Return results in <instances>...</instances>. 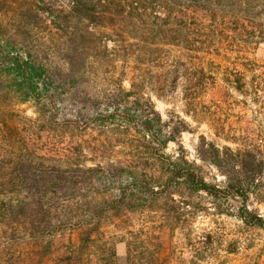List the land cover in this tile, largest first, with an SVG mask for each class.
<instances>
[{
    "label": "trees",
    "instance_id": "obj_1",
    "mask_svg": "<svg viewBox=\"0 0 264 264\" xmlns=\"http://www.w3.org/2000/svg\"><path fill=\"white\" fill-rule=\"evenodd\" d=\"M35 8L0 25V264H119L118 243L124 264H169L158 234L137 227V217L158 212L167 226L194 194L247 195L238 150L202 138L199 160L223 169L222 185L187 160L181 130L142 94L145 61L163 59L184 79L186 99L205 90L212 76L203 63L180 70L164 46H181L188 59L213 44L241 56L264 43V0H39ZM43 24L62 40L61 64L32 40ZM245 61L253 103L264 107V63ZM231 73L228 83L247 93L242 72ZM24 103L34 117L14 108ZM170 143L179 146L173 153ZM236 217L264 231L244 201Z\"/></svg>",
    "mask_w": 264,
    "mask_h": 264
},
{
    "label": "rangeland",
    "instance_id": "obj_2",
    "mask_svg": "<svg viewBox=\"0 0 264 264\" xmlns=\"http://www.w3.org/2000/svg\"><path fill=\"white\" fill-rule=\"evenodd\" d=\"M38 4L39 0H0V25L5 29L8 16L17 13L18 8L33 6L37 11L35 5ZM47 25L33 29L32 40L35 45L49 49L51 58L61 64L62 40ZM164 51H168L169 58L177 62L180 70H183L181 64L188 68L203 63L212 81H208L205 90L197 89L186 99L184 79L168 74L163 59H156L158 56L154 54L143 67L146 82L141 91L144 98L150 101L163 122L181 130L179 145L187 160L200 166L208 182L222 185L227 178L223 169L199 160L202 153L206 154L200 153L202 138L220 150L224 147L238 150L239 166L236 169L245 182L247 198L230 197L215 201L204 193L194 194L191 205L178 209L170 225L160 224L158 212L137 217L135 224L158 234L169 264H264V231L249 228L236 217L237 209L244 201L264 218V107L253 103L257 101L249 92L252 75L244 69L245 58L257 64L264 63V43L252 44L241 56L225 51L218 44H213L207 54L197 55V59H188L181 46H164ZM233 69L242 72L247 93L228 83L227 80H233L234 74H230ZM100 81L106 87V82ZM123 86L129 89L128 77ZM259 97L264 100V92ZM14 108L22 115L34 117L30 103ZM178 147L170 143L166 151L173 153ZM225 166L232 174L233 166ZM116 251L119 264H124L125 245L118 243Z\"/></svg>",
    "mask_w": 264,
    "mask_h": 264
}]
</instances>
